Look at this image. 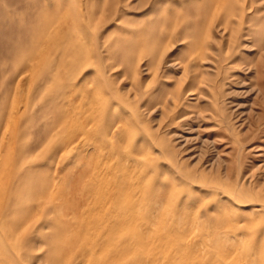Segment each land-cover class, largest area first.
Returning <instances> with one entry per match:
<instances>
[{
    "label": "rangeland",
    "instance_id": "374dc122",
    "mask_svg": "<svg viewBox=\"0 0 264 264\" xmlns=\"http://www.w3.org/2000/svg\"><path fill=\"white\" fill-rule=\"evenodd\" d=\"M248 251L261 264L264 0H0V264Z\"/></svg>",
    "mask_w": 264,
    "mask_h": 264
},
{
    "label": "bare ground",
    "instance_id": "6f19581e",
    "mask_svg": "<svg viewBox=\"0 0 264 264\" xmlns=\"http://www.w3.org/2000/svg\"><path fill=\"white\" fill-rule=\"evenodd\" d=\"M106 157V156H105ZM97 168V167H96ZM109 171V170H108ZM93 174V173H92ZM95 175V174H94ZM95 177V176H94ZM102 178V177H101ZM100 178V179H101ZM90 179V178H89ZM99 179V178H98ZM99 179V180H100ZM116 186H119V185H116ZM115 186V187H116ZM107 189V188H106ZM109 189V188H108ZM110 190V189H109ZM106 191V190H105ZM116 191H117V193H116ZM121 191H123L120 187H117V188H115L114 189V192H112V195H113V193H114V196H116V194H119ZM131 192V191H130ZM106 193H107V191H106ZM109 194V193H108ZM111 194V193H110ZM107 197V196H106ZM111 197V196H110ZM113 198V197H112ZM113 200H115V199H113ZM104 202V201H103ZM119 203V201L117 200V203H116V201L113 203L114 204V206H116L117 204ZM107 208L108 207H106L105 208V210L104 211H107ZM111 210V209H110ZM114 211V210H113ZM113 211H109L110 213H111V217L110 218H108V220H109V223H110V225H111V228L112 229H114V230H116V228H118L119 227V225H120V223H119V220L117 219V216H118V212H113ZM115 211H117V210H115ZM119 211V210H118ZM114 213V214H113ZM117 213V214H116ZM104 214V213H103ZM114 230H113V232H114ZM246 257H247V259H248V262L246 263V264H256V260L255 259H251L252 258V256H251V251H248L247 252V255H246ZM235 264V263H234ZM261 264H264V260L261 262Z\"/></svg>",
    "mask_w": 264,
    "mask_h": 264
}]
</instances>
